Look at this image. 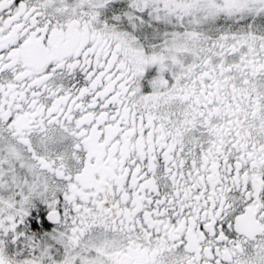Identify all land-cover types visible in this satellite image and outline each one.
I'll return each instance as SVG.
<instances>
[{
	"label": "snow or ice",
	"instance_id": "6c2138e0",
	"mask_svg": "<svg viewBox=\"0 0 264 264\" xmlns=\"http://www.w3.org/2000/svg\"><path fill=\"white\" fill-rule=\"evenodd\" d=\"M0 264H264V0H0Z\"/></svg>",
	"mask_w": 264,
	"mask_h": 264
}]
</instances>
